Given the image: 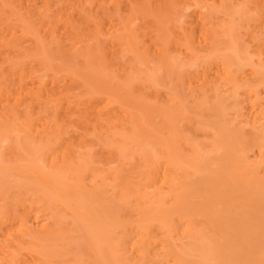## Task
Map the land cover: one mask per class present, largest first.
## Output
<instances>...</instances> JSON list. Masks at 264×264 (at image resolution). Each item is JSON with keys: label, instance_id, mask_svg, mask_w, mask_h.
Masks as SVG:
<instances>
[{"label": "bare ground", "instance_id": "obj_1", "mask_svg": "<svg viewBox=\"0 0 264 264\" xmlns=\"http://www.w3.org/2000/svg\"><path fill=\"white\" fill-rule=\"evenodd\" d=\"M37 1L0 0V264H264V0Z\"/></svg>", "mask_w": 264, "mask_h": 264}, {"label": "rangeland", "instance_id": "obj_2", "mask_svg": "<svg viewBox=\"0 0 264 264\" xmlns=\"http://www.w3.org/2000/svg\"><path fill=\"white\" fill-rule=\"evenodd\" d=\"M206 1V0H205ZM37 2H39V0L37 1ZM148 2V3H147ZM153 2L155 3L156 2V0H154V1H152L151 2V0L149 1V0H146V4H150V7H151V5H153ZM212 2V0H208L207 1V3L211 6V7H213L214 6V4L213 5H211L210 3ZM147 7H148V5H147ZM153 8V7H152ZM152 8H151V10H152ZM146 9V8H145ZM150 9V8H149ZM147 10V9H146ZM149 11V10H148ZM147 11V12H148ZM150 12V11H149ZM150 13H152V12H150ZM155 13V12H154ZM154 13L152 14V15H154ZM171 21V20H170ZM172 22V21H171ZM173 23V22H172ZM169 25V24H168ZM174 25H175V23H174ZM173 26V25H172ZM171 26V27H172ZM174 28H176V27H174ZM171 30V29H170ZM174 30V29H173ZM89 36H90V34L89 33H87ZM85 37H87L86 35H84V38ZM82 39V41H81V43H78L79 44V46L78 45H76V48H77V46H78V48H77V50H75L76 52H72L73 50L72 49H68V51H70V52H68V51H63V52H65V53H62V51H56L55 49H56V47L54 46H50V47H48L45 43H44V48H45V50L43 51L44 53H41L42 54V56L41 57H43L44 56V58L45 59H43L42 58V60L43 61H45L46 62V64H47V62L50 64H48V65H46L47 66V70H50L51 71V69H52V72L54 71V70H56L57 69V71H58V69H66V70H68V71H70L69 69H71V72H72V69H75L74 71H76V72H78V73H81V74H84V75H91L92 74V62L94 61V59H96V57H95V55L93 56L92 55V53L95 51L94 50V48H92L93 47V45H96V41L94 40H92L91 39V41H89L87 38H89V37H87V38H85V39H87L88 41H86L85 39ZM103 38H105V37H103V36H101L100 38H99V42L100 43H104V39ZM85 40V41H84ZM93 44H92V43ZM26 43V42H25ZM25 43H23L24 45H25ZM26 44H28V45H30L31 43L30 42H27ZM81 45V46H80ZM26 46V45H25ZM31 46V45H30ZM47 48H46V47ZM50 48H52V50L50 49ZM55 48V49H54ZM74 49V48H73ZM31 50V49H30ZM38 50H41V49H38ZM19 51V50H18ZM25 51V50H24ZM24 51H22V52H24ZM26 51H27V49H26ZM29 51V50H28ZM32 51H34L33 49H32ZM41 51V52H42ZM53 51V54L51 55V53H49V52H52ZM20 52V51H19ZM19 52H17V53H19ZM35 52V51H34ZM37 52V54H39L38 53V51H36ZM58 52V53H57ZM61 52V53H60ZM122 52H124V51H122ZM128 52V51H127ZM15 53H16V51H15ZM86 53H89V61L88 62H86V60H85V57H84V54H86ZM20 54V53H19ZM33 54H36V53H32V52H30V54H29V52L27 53V55H29V56H32ZM40 54V55H41ZM111 54V53H110ZM21 55V54H20ZM39 55V56H40ZM118 55H119V53H118ZM124 55V54H123ZM123 55H120L121 56V58L119 59V57H118V59L120 60V62H123V60L124 61H126V60H128V62H130L129 61V59L132 57V54H128V53H126L125 54V56H123ZM131 55V56H130ZM143 54H141V56H142ZM148 55V54H147ZM11 56H13L12 55V53H11ZM17 56V55H16ZM26 56V55H25ZM49 56H51V57H49ZM108 56V55H107ZM111 56V55H110ZM129 57V59H128V57ZM3 57V56H2ZM5 57V56H4ZM14 57V56H13ZM37 57H38V55H37ZM40 57V58H41ZM109 57V56H108ZM117 57H113L114 59L115 58H117ZM125 57H127V58H125ZM143 57V56H142ZM12 58V57H11ZM20 58V57H19ZM21 58H22V56H21ZM28 58V57H27ZM30 59H31V57H29ZM110 58V57H109ZM113 58H111V59H113ZM123 58V59H122ZM149 58H151V57H149ZM149 58H148V61H150L149 60ZM180 58H182V57H178L177 58V60L178 59H180ZM24 59V58H23ZM133 59V57L131 58V60ZM152 59V58H151ZM9 60V62H10V59H8ZM15 60H17L16 59V57L14 58V60H13V58L11 59V61H15ZM115 60H117V59H115ZM180 60H182V59H180ZM112 61V60H111ZM186 61V60H185ZM185 61H176V63L177 62H181V64H182V66H183V70L184 69H187V67L186 66H184V64L182 63V62H184L185 63ZM113 62H114V60H113ZM118 62V61H117ZM53 63V64H52ZM58 63H59V65H58ZM60 63H62V64H60ZM111 63V62H110ZM125 63H127V62H125ZM149 63H151L150 64V66H151V68H155V66H153L152 67V65H153V63H155L156 64V66H158V68H159V66H161V67H163V65L162 64H160V63H158L157 61H155L154 60V58H153V63L152 62H149ZM5 64H7V63H5ZM121 64V63H120ZM57 65V66H56ZM61 65L63 66L64 65V67L62 68L61 67ZM177 65V67L178 68H182V66L180 65V63H178V64H176ZM178 65H180V67L178 66ZM60 66V67H59ZM59 67V68H58ZM160 67V68H161ZM176 67V66H175ZM186 67V68H185ZM51 68V69H50ZM55 68V69H54ZM157 68V67H156ZM155 68V69H156ZM177 68V69H178ZM149 69V68H148ZM180 71V70H179ZM182 71V70H181ZM112 72H114V71H112ZM120 73H121V71H119ZM119 72H116V74L115 73H111L112 74V76L113 75H118V73ZM48 74H50V72H47ZM116 76H114V77H116ZM64 79L65 80H63L62 79V83L61 84H63V83H67V84H69L70 82H71V78H69V76H64ZM65 81V82H64ZM146 84V83H145ZM51 84H50V81L48 82V86H50ZM135 85H137V84H135ZM148 84H146V86H147ZM186 85V86H185ZM183 87H184V89H185V87H187V84H185ZM116 86V85H115ZM132 86H134V84L132 85ZM117 87V86H116ZM129 87V86H128ZM137 87V86H136ZM136 87H134V90H135V88ZM147 88H148V86H147ZM146 88V89H147ZM150 88V87H149ZM148 88V89H149ZM183 89V88H182ZM182 89H180L179 91H181V93H182ZM120 90V89H119ZM150 90H152V87L149 89V91H147L148 93H146L147 95H149V92H150ZM81 92L83 91V90H80ZM80 91L79 92H77V94L78 93H80ZM185 92H187V91H189L188 90V88H187V90H184ZM185 92H183L184 93V95H185ZM133 93H134V91H133ZM144 93V92H143ZM188 93V92H187ZM79 95V94H78ZM151 95V94H150ZM79 96H81V94L79 95ZM143 96H144V94H143ZM183 96V94L181 95V97ZM83 97V96H82ZM150 98H153L152 96H150ZM149 98V99H150ZM142 99H143V97H142ZM147 101V100H146ZM152 100H149V102L150 103H152L151 102ZM142 102V101H141ZM144 102H145V100H144ZM146 103V102H145ZM143 104V103H142ZM147 104V103H146ZM153 105H155V104H153ZM142 107H143V105H142ZM4 142V143H3ZM2 142V144L4 145H2L4 148L5 147H7L8 146V143L6 142V141H3ZM5 152L7 151V150H4ZM41 223L42 222V219H40L39 221H38V223ZM39 223V224H40Z\"/></svg>", "mask_w": 264, "mask_h": 264}]
</instances>
